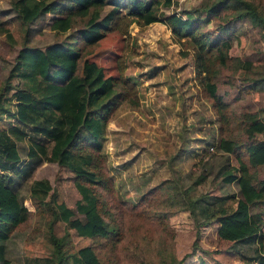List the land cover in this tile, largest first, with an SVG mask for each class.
<instances>
[{
  "label": "trees",
  "instance_id": "16d2710c",
  "mask_svg": "<svg viewBox=\"0 0 264 264\" xmlns=\"http://www.w3.org/2000/svg\"><path fill=\"white\" fill-rule=\"evenodd\" d=\"M205 1L199 9L177 15L159 10L160 5L169 6L171 0H9L13 18L23 27L24 35L0 87V120L4 116L12 118L8 128L0 129V264H11L5 243L31 215L22 203L24 197L20 199L15 191L17 184L26 185L27 199L35 213L43 216L41 205L45 204L50 183L32 178L43 162L68 171L79 198L72 208L52 201L54 208L47 209L44 222L51 255L34 258L32 264H63L74 255L80 264L113 263L124 236V221L122 214L121 218L110 217L107 202L114 184L103 143L111 112L122 102L136 105L135 87L122 74V58H117V77H112L104 75L101 67L87 61L85 55L105 31L119 28L123 20L139 25L160 22L176 41L191 46L194 78L217 116L216 149L236 161L235 166L225 161L213 181L236 184L239 198L228 209L224 205L233 200L232 193L199 194L190 203L189 212L195 222L214 219L218 238L230 242L228 249L235 260L264 264V117L258 111L234 112L231 105V101L248 94L249 88L262 89L264 77L245 60L241 65L247 73L244 85L233 92L219 86L223 80L219 71L231 60L230 38L225 35L229 29L221 13L229 11L234 14L232 22L247 21L264 29V0H258L259 8L247 0ZM107 5L110 9L102 13ZM205 14L219 23L216 35L201 28ZM47 15L49 30L55 34L67 32L64 40L44 48L27 45L30 26ZM5 24L0 21V34L12 43ZM206 49L214 50L210 60L203 56ZM20 143L23 146H18ZM203 178L197 177L193 183ZM135 213L144 219L142 209ZM56 222L92 243L78 246L74 252L54 234ZM97 247L107 252L99 256ZM190 255H183L176 264Z\"/></svg>",
  "mask_w": 264,
  "mask_h": 264
},
{
  "label": "rangeland",
  "instance_id": "374dc122",
  "mask_svg": "<svg viewBox=\"0 0 264 264\" xmlns=\"http://www.w3.org/2000/svg\"><path fill=\"white\" fill-rule=\"evenodd\" d=\"M247 1L258 8L261 6L258 0ZM205 2L171 0L169 6L160 5L159 10L164 14L181 15L185 10L199 9ZM108 9L109 5L104 6L102 13ZM221 14L222 22H227L229 29L225 35L230 38L228 56L231 60L226 69L219 71L223 76L219 86L220 90L227 88L228 92H233L246 82L247 73L241 66L245 60L264 77V29L247 21L232 22L234 14L229 11ZM13 17L9 0H0V21L6 23L4 27L12 39L11 43L0 34V87L23 44L24 29ZM49 17L30 26L27 45L44 48L64 40L67 32L55 34L49 30ZM123 21L119 28L105 31L85 55L87 61L101 67L104 75L112 77H117V58H122V74L135 87L136 105L122 102L111 112L103 143L108 174L114 184L107 202L110 217L122 214L123 217H119L124 221V236L112 264H176L187 253L191 255L181 264H242L229 251L230 242L218 238L214 219L195 222L189 212L190 203L199 194L232 193L233 200L224 205L228 209H232L239 198L236 184L213 181L225 161L234 166L236 161L232 155L216 149L217 116L202 97L194 78L193 50L188 42L176 41L160 22L139 25ZM201 21V28L210 34L219 32L215 19L205 14ZM213 54V49L203 51L208 60ZM236 64L239 65L235 67ZM226 78L230 81L224 82ZM249 89L248 94L231 101L234 112L258 111L264 117V87ZM11 121V116H4L0 129L8 128ZM197 177L204 178L194 184ZM32 178L46 179L51 188L45 204L41 205L43 216H39L26 197V185L15 186L31 215L5 243L6 257L11 264H32L34 258L50 256L51 246L44 224L47 209L54 208V202H63L72 208L79 198L69 172L59 169L55 163H41ZM138 209H142L144 219L136 215ZM54 234L61 236L74 252L78 246L92 243L90 239L75 236L61 222H56ZM96 250L99 256L107 252L103 247ZM63 264L80 262L74 255Z\"/></svg>",
  "mask_w": 264,
  "mask_h": 264
}]
</instances>
